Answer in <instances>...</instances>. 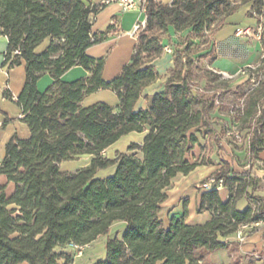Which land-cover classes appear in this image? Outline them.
<instances>
[{
    "label": "trees",
    "instance_id": "16d2710c",
    "mask_svg": "<svg viewBox=\"0 0 264 264\" xmlns=\"http://www.w3.org/2000/svg\"><path fill=\"white\" fill-rule=\"evenodd\" d=\"M249 2L248 15L260 18L264 0H147L146 26L137 33L130 62L106 81L105 59L87 53L106 38L92 35L99 6L80 0H0V36L9 40L6 62L26 63V82L16 102L30 130L28 138L12 137L0 162V176L15 184L11 196L0 185V264H60L61 259L67 264L69 248L102 237H108L106 255L95 264H204L210 253L231 248L223 239L241 225L264 220V198L248 192L260 180L228 164L215 175L230 191L229 199L223 201L216 189L201 197L198 211L210 212L209 222L187 224V209L168 226L160 217L173 180L201 165L189 159L199 143L197 133H213L216 100L232 91L221 74L205 70L200 62L216 60L213 35L226 26V17ZM172 30L185 36L174 40ZM261 42L264 48V38ZM167 44L174 66L165 89L152 97L148 110L136 111L144 89L159 78L153 62ZM260 64L264 68V57ZM75 66L89 76L63 81ZM46 73L54 81L42 93L38 82ZM196 83L204 86L201 92L195 91ZM101 90L114 92L118 105H84L86 97ZM238 90L235 95L250 102L244 111L248 118L261 110L249 148L257 158L264 150V99L244 87ZM4 95L13 99L8 90ZM146 129L142 145L131 144L115 159L105 156L123 136ZM83 155L92 156L90 166L61 170L62 163ZM113 166L112 175L98 176ZM243 197L249 206L240 211L237 202ZM118 221L126 224L125 233L112 238L111 227Z\"/></svg>",
    "mask_w": 264,
    "mask_h": 264
},
{
    "label": "crops",
    "instance_id": "0c3cea01",
    "mask_svg": "<svg viewBox=\"0 0 264 264\" xmlns=\"http://www.w3.org/2000/svg\"><path fill=\"white\" fill-rule=\"evenodd\" d=\"M86 5L100 6L103 0H80ZM164 4H171L173 0H161ZM253 2H249L241 6L237 12L225 18L226 26L215 32L213 40L216 45V50L221 51V46H224L223 51L245 52L248 55L252 53L254 48L253 43H257L260 47V52L256 53V58L253 56L247 59L244 63L239 64H225L215 67L213 69L218 72L232 76V78H225L230 86L233 100H240L238 98L239 90L244 87L245 92H249L251 82L247 76L239 75L240 69L248 65H257L262 62L264 57L263 43L251 36V32L256 30L260 24L264 25V13L258 18L256 16L248 15L252 9ZM146 12L140 7L137 10L124 11L119 3L110 2L99 8L98 12L93 17L92 35L99 38L101 35H106V38L91 46L87 53L94 58H104L105 65L103 70V78L106 81H111L116 78L124 66L127 65L137 45V34H134L135 26L140 22H146ZM185 36V33H179L172 30V37L174 40H179ZM264 38V37H263ZM9 45L7 36H0V162L6 155V146L14 135L20 138H28L30 130L26 123L23 122V112L21 107L17 104V98L21 94L26 82V63L24 60L19 65L11 66L6 62V54ZM167 44L166 46H168ZM45 45L40 47L38 51H42ZM253 55V54H252ZM159 78L149 86H147L141 98L138 100L135 110H148L152 97L165 89V83L169 77V71L174 66L172 53H165L153 62ZM89 73L81 66H75L67 71L62 80L65 82H72L80 78L88 77ZM52 81V77L48 73L44 74L39 82L38 88L40 92ZM250 82V86L248 85ZM264 84V83H263ZM256 89L252 95L264 99V86ZM8 90L13 99L5 97L4 92ZM237 94V96L235 95ZM246 100V99H245ZM98 102H105L116 107L119 103L116 94L109 90L98 91L84 100L85 106H91ZM232 102V101H231ZM247 102V106L250 102ZM227 105H216L214 110L213 133H197L199 143L192 149L189 154V159L192 162L201 163L194 171L185 175L180 173L173 180L172 185L167 191L168 198L162 204L160 217L165 226H168L170 219L173 217L180 218L184 214V210H188L186 222L189 225H204L212 219V214L208 211L200 213L198 211L201 202L202 194L205 190L199 189L198 185L206 181L210 176L215 175L220 168L225 164L230 165L235 172L249 171L253 176L260 180V185L253 192L250 188L249 194L264 198V150L255 158L250 154V146L247 143V137L251 132V123H253L252 116L247 117L243 115L241 118L234 119L229 110L225 111ZM229 109V108H228ZM254 116V115H253ZM238 128L241 132V142L236 141L235 137L230 133L232 130ZM146 129L141 133H130L123 136L118 142L108 148L104 154L109 159H115L119 153H125L128 147L135 143L142 145L143 140L148 133ZM121 146H118L120 141H123ZM207 145V146H206ZM207 147V148H206ZM111 149L119 151L116 156L110 157ZM89 158L86 165L79 167L73 171L72 164L81 158ZM92 156L83 155L75 160L64 162L61 164V170L65 172H76L82 168L91 165ZM248 165L251 167L248 168ZM65 167V168H63ZM116 167H111L108 174L103 175L102 178L108 177L115 172ZM106 171V170H105ZM113 172V173H112ZM102 174V175H101ZM0 185L6 186L8 196H11L15 191V184L10 183L6 176H0ZM223 201H227L230 197V191L223 187L219 190ZM249 206V199L247 197L241 198L237 202V209L244 211ZM118 228V232H122L126 228L124 222H115L112 227ZM118 233V237H119ZM117 234V233H116ZM111 230L110 237L113 236ZM108 237L104 238L107 240ZM230 244L229 249H220L207 255L204 264H264V226L255 228L248 234L243 243L235 240L234 236L224 238ZM233 248V249H232ZM71 249V248H69ZM106 252V249H105Z\"/></svg>",
    "mask_w": 264,
    "mask_h": 264
},
{
    "label": "built area",
    "instance_id": "2783aa9c",
    "mask_svg": "<svg viewBox=\"0 0 264 264\" xmlns=\"http://www.w3.org/2000/svg\"><path fill=\"white\" fill-rule=\"evenodd\" d=\"M110 2L119 3L124 11L137 10L140 7L145 11V6H146L147 0H103L102 4L99 6V8L103 7V5L110 3ZM145 26H146L145 21L138 23L135 26L133 33L137 34L140 30L144 29ZM250 34L256 40L262 41V39L264 37V25L260 24V26H258V28L256 30H254L253 32H251ZM165 51L167 53H172L173 49L170 45H168V46H165ZM15 54H20V50H16ZM211 70L216 74H221L222 79L232 78V76L222 74L213 68H211ZM238 74L248 77L249 81L251 82V88H250L249 92H252L253 90L260 88L261 83L264 80V68L262 67L261 64L248 65V66L240 69ZM227 97L232 99L233 95L229 94ZM223 104H225L223 97L218 98L216 100L217 106H220ZM227 105L229 106L230 115L234 119L241 118L244 115L245 106H246L245 98H241L240 100H238L237 104L230 103ZM260 115H261V110L259 109L257 115L253 119V127L251 128V132L249 133V135L247 137L248 146H250L251 136H252V133L254 131L255 120ZM230 133L235 137L236 141L241 142V140H242L241 132L239 131L238 128L232 130ZM250 167L251 166L248 165V168H250ZM198 187H199V189L205 190V191H210V190H214V189L219 191L220 189H222L224 187V185H223V180H218L216 175H212L206 181L201 182L198 185ZM254 207L256 208V206H254ZM262 226H264V220L263 219L259 220L257 222H252L249 224L241 225L238 228V230L236 231V233L234 234V238L237 242L243 243L246 240L248 234L252 232V230H254L255 228H258V227H262ZM72 248L81 250L83 247L74 245Z\"/></svg>",
    "mask_w": 264,
    "mask_h": 264
},
{
    "label": "rangeland",
    "instance_id": "374dc122",
    "mask_svg": "<svg viewBox=\"0 0 264 264\" xmlns=\"http://www.w3.org/2000/svg\"><path fill=\"white\" fill-rule=\"evenodd\" d=\"M259 42H261V41H259ZM253 46H254V48L252 50V53H250V55H248L245 52H240V53L238 52L237 54H234L233 52H230V51L224 52L223 51L224 46H221L222 47L221 51L218 52V56H217L216 60H214L212 62V64H211L212 57H209L207 59L202 60L200 62V65L201 66L205 65V70H207V71L209 70L210 72H213L211 70V68H213L211 65H214L215 67H219L218 65H225V64H231V65L233 64L234 65V64L244 63L247 59L251 58L252 56H253V59H255L256 53L260 52V47L258 46L257 43H253ZM53 81L54 80L52 78V81L47 86H45V88L41 92L44 93L49 88V86L53 83ZM196 84L197 85H196L195 91L201 92L204 89V86L201 84H198V83H196ZM254 91H256V90H253L252 92H254ZM227 96L228 95H225L223 97L224 103L226 105L230 104V103H233V104L238 103V101H236V99L233 100ZM226 108L227 109H225V111H228L229 106L227 105ZM251 125H253V124H251ZM122 142H124V139H123V141H120L118 146H121ZM118 152L119 151L115 152V149H111L110 153H108V156H110V157L116 156ZM89 158L90 157L79 159L77 162L72 164L71 169L73 171H75L79 167L86 165L89 162ZM67 162H69V161H67ZM113 167H115V166H113ZM63 168H65V167H63ZM102 171H103V173H102L103 175H106L109 172V170H107V169H106V171L105 170H102ZM98 176H100V173H98ZM111 230H113V234H114L111 237L112 238L116 237L119 233L118 228H113V229L111 228ZM125 230H126V228L122 232L119 233V238H122V236L125 233ZM110 234H111V232H110ZM104 238H106V237H102V238L98 239L94 243L83 247L81 250L80 249L79 250L74 249V248L68 249L69 251H71V253H70L71 260L67 264H95L98 260L104 259L105 255H106L105 245H106V241H107V240H104ZM24 264H27V263H24ZM60 264H66L65 260L61 259Z\"/></svg>",
    "mask_w": 264,
    "mask_h": 264
}]
</instances>
